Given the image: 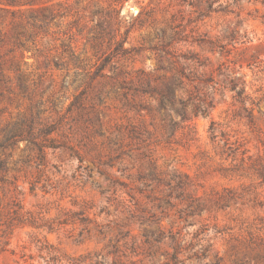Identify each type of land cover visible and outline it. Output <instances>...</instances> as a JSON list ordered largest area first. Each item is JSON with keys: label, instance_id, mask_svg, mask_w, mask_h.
Here are the masks:
<instances>
[{"label": "rangeland", "instance_id": "obj_1", "mask_svg": "<svg viewBox=\"0 0 264 264\" xmlns=\"http://www.w3.org/2000/svg\"><path fill=\"white\" fill-rule=\"evenodd\" d=\"M0 264H264V0H0Z\"/></svg>", "mask_w": 264, "mask_h": 264}]
</instances>
